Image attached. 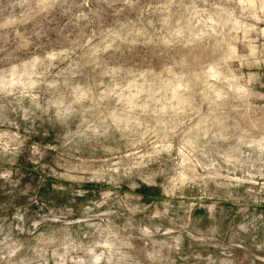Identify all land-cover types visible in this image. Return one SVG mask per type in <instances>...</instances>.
<instances>
[{"label":"rangeland","instance_id":"obj_1","mask_svg":"<svg viewBox=\"0 0 264 264\" xmlns=\"http://www.w3.org/2000/svg\"><path fill=\"white\" fill-rule=\"evenodd\" d=\"M0 264H264V0H0Z\"/></svg>","mask_w":264,"mask_h":264}]
</instances>
